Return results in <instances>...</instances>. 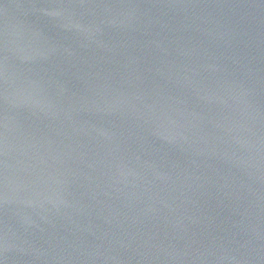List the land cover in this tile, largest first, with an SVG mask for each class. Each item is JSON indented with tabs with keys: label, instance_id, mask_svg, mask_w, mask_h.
I'll list each match as a JSON object with an SVG mask.
<instances>
[{
	"label": "water",
	"instance_id": "95a60500",
	"mask_svg": "<svg viewBox=\"0 0 264 264\" xmlns=\"http://www.w3.org/2000/svg\"><path fill=\"white\" fill-rule=\"evenodd\" d=\"M0 264H264V0H0Z\"/></svg>",
	"mask_w": 264,
	"mask_h": 264
}]
</instances>
